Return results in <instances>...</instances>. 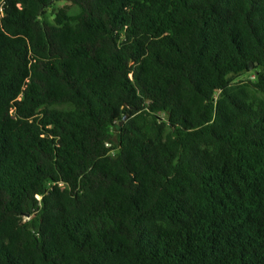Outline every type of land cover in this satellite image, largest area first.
Here are the masks:
<instances>
[{
  "label": "trees",
  "instance_id": "obj_1",
  "mask_svg": "<svg viewBox=\"0 0 264 264\" xmlns=\"http://www.w3.org/2000/svg\"><path fill=\"white\" fill-rule=\"evenodd\" d=\"M0 264H264V0H0Z\"/></svg>",
  "mask_w": 264,
  "mask_h": 264
},
{
  "label": "rangeland",
  "instance_id": "obj_2",
  "mask_svg": "<svg viewBox=\"0 0 264 264\" xmlns=\"http://www.w3.org/2000/svg\"><path fill=\"white\" fill-rule=\"evenodd\" d=\"M54 7L57 8L58 10H66L69 14H78V12H79V9L77 6H75L71 3H66V2L55 4ZM51 12H52L51 8H49L46 12V17L48 18V20L50 22L53 21V17L51 16ZM110 147H113V144H111ZM116 153H117V151L115 149L113 151H111L112 155H116Z\"/></svg>",
  "mask_w": 264,
  "mask_h": 264
},
{
  "label": "water",
  "instance_id": "obj_3",
  "mask_svg": "<svg viewBox=\"0 0 264 264\" xmlns=\"http://www.w3.org/2000/svg\"><path fill=\"white\" fill-rule=\"evenodd\" d=\"M250 69L253 70L254 69V65L251 63L250 64ZM128 120V116H126L123 121L120 123V126H122L126 121Z\"/></svg>",
  "mask_w": 264,
  "mask_h": 264
},
{
  "label": "built area",
  "instance_id": "obj_4",
  "mask_svg": "<svg viewBox=\"0 0 264 264\" xmlns=\"http://www.w3.org/2000/svg\"><path fill=\"white\" fill-rule=\"evenodd\" d=\"M111 145L110 144H108V147H110Z\"/></svg>",
  "mask_w": 264,
  "mask_h": 264
}]
</instances>
